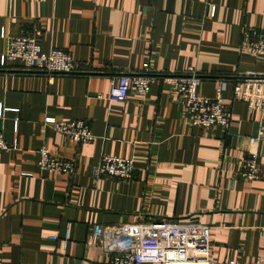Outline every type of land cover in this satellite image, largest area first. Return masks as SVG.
Returning a JSON list of instances; mask_svg holds the SVG:
<instances>
[{
  "label": "crops",
  "instance_id": "crops-1",
  "mask_svg": "<svg viewBox=\"0 0 264 264\" xmlns=\"http://www.w3.org/2000/svg\"><path fill=\"white\" fill-rule=\"evenodd\" d=\"M35 27L44 52L66 50L81 70L0 65V133L14 145L0 150V264H110L119 235L89 243L94 226L163 219L208 225L219 264H264V142L248 139L264 111L231 96L235 79L264 72L248 44L251 29L264 30V0H0V56L8 37ZM145 63L162 72L193 67L205 96L226 80L228 129L187 124L159 82L110 99L112 79ZM46 117L82 119L94 138L75 141ZM42 146L74 161V171L42 169ZM250 151L258 154L255 180L240 175ZM105 154L131 158L132 177L93 175Z\"/></svg>",
  "mask_w": 264,
  "mask_h": 264
},
{
  "label": "built area",
  "instance_id": "built-area-1",
  "mask_svg": "<svg viewBox=\"0 0 264 264\" xmlns=\"http://www.w3.org/2000/svg\"><path fill=\"white\" fill-rule=\"evenodd\" d=\"M207 14H214L212 5L208 6ZM1 35L4 36V31H1ZM40 35L41 30L35 27L31 32L8 37L6 51L0 56L1 67L7 68L9 62L19 61L24 69L44 72L47 75L73 74L81 70L80 64L66 50L52 48L44 52L39 43ZM248 44L250 52L257 59L264 60V30L251 29ZM201 80L202 77L193 67L182 72H162L149 70L145 63L142 71L116 75L112 79L108 96L112 100L121 101L129 92L143 94L155 82H159L175 94L187 124L199 127L219 125L227 130L232 118L230 108L224 104L227 81L219 79L214 94L205 96L199 92ZM231 96L233 100L243 101L249 109L263 112L264 72L248 70L235 79ZM4 109L0 106V115ZM44 121L75 141H89L94 138L88 124L82 119L64 121L46 117ZM248 139L250 143L264 142V115L259 121L256 135ZM13 147L0 133V150ZM39 153L38 164L42 169L64 173L74 171V161L51 154L45 146L40 148ZM91 173L95 176L131 178L134 173L133 160L105 154L92 166ZM240 175L246 180L260 177L257 152L250 151L243 160ZM107 232L119 235L110 264H219L210 254V227L203 223L163 219L107 227L96 225L88 237V242L104 244L103 236ZM50 237L56 238V235ZM68 239L69 229L63 238L64 246ZM226 264L233 263L229 261Z\"/></svg>",
  "mask_w": 264,
  "mask_h": 264
}]
</instances>
